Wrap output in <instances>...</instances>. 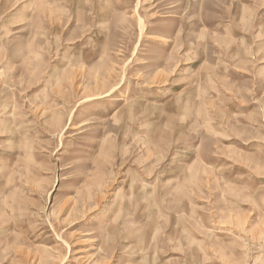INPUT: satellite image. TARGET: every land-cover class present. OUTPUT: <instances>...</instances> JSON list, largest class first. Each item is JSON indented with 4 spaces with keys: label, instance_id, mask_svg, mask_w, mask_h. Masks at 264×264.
I'll return each mask as SVG.
<instances>
[{
    "label": "rangeland",
    "instance_id": "1",
    "mask_svg": "<svg viewBox=\"0 0 264 264\" xmlns=\"http://www.w3.org/2000/svg\"><path fill=\"white\" fill-rule=\"evenodd\" d=\"M0 264H264V0H0Z\"/></svg>",
    "mask_w": 264,
    "mask_h": 264
}]
</instances>
